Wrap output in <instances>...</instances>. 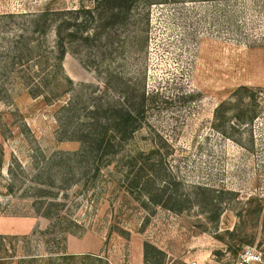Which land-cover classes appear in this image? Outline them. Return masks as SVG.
Masks as SVG:
<instances>
[{
  "label": "rangeland",
  "instance_id": "374dc122",
  "mask_svg": "<svg viewBox=\"0 0 264 264\" xmlns=\"http://www.w3.org/2000/svg\"><path fill=\"white\" fill-rule=\"evenodd\" d=\"M82 2L89 0H0V234L7 237L6 244L0 241V256H7L0 264H45L23 257L66 251L102 255L111 264H147L145 241L166 252L164 264H235L246 246L264 249V0L140 5L139 22L115 26L108 41L92 49L70 48L65 55L64 70L77 83L110 81L113 96L121 83L127 93L136 85L149 90V124L131 147L160 144L165 152L160 163L177 196L169 203L174 210L163 205L166 198L146 209L142 197L112 182L96 206L75 205L83 227L60 239L32 206L31 190L7 189L10 163L18 161L30 173L43 167L45 154L80 147L78 141L58 140L55 105L30 92L42 76L45 34L25 33L29 17L9 13ZM27 43L43 46L29 54ZM242 85L260 89L258 116L248 124L237 117L250 116L238 107L242 99L235 90ZM21 178L32 179L27 173ZM77 261L73 264H104Z\"/></svg>",
  "mask_w": 264,
  "mask_h": 264
},
{
  "label": "trees",
  "instance_id": "16d2710c",
  "mask_svg": "<svg viewBox=\"0 0 264 264\" xmlns=\"http://www.w3.org/2000/svg\"><path fill=\"white\" fill-rule=\"evenodd\" d=\"M164 1L167 0H89L88 3L82 2L75 6H53L48 3L36 12L9 13L11 17L18 14L29 17L30 28H24L22 31L25 33L42 31L45 34L44 52L39 55L42 76L35 86H31L30 92L35 97L43 96L47 104L55 105L58 140L78 141L80 147L45 154L43 167L30 173L22 163H10L6 187L14 192L20 186L24 194L31 190L33 194L30 196H34L32 206L49 220L60 239H66L69 234L83 227V220L75 216V205L91 201L96 206L110 190L112 182L116 189L125 194H136L138 200L142 197L141 205L146 209H149V204H161L165 198L163 205L175 209L169 206L170 201L177 199V196L171 191L169 172L160 163V159L163 161L160 157L165 154L160 144L151 140L147 147H131L136 134L149 124L148 114L153 98L149 90L136 85L127 93L123 91L124 84L121 83L118 84L121 89L118 96H113L110 81L96 85L77 83L64 70L63 64L70 48L92 49L96 43L108 41L115 26L132 20L139 22L137 7ZM50 35L52 39H49ZM39 45L27 43L25 47L30 54L34 53L36 47L43 46ZM23 55L18 57L22 59ZM35 66L39 68L38 63ZM42 78H45V82ZM259 92V88L248 85L235 90V95L242 99L238 107H246L250 113L246 119L241 114L237 116L246 124L254 122L258 116ZM226 104L223 101L216 108L217 120ZM0 133L4 134L2 128ZM25 173L32 178L27 181L29 184L21 178V174ZM175 183L180 185V182ZM77 194L82 196H77L80 198L78 203L74 201ZM260 210L263 211V204ZM176 211L183 209L177 208ZM126 232L125 228L121 229V233ZM0 241L6 244L7 237L0 234ZM165 254L153 242L145 241L144 257L147 264H164ZM6 258L0 256V263ZM26 258H41L45 264L56 259L61 264H73L78 259L94 258L104 261V264H111L102 255L67 251L58 256L45 254L23 257Z\"/></svg>",
  "mask_w": 264,
  "mask_h": 264
},
{
  "label": "built area",
  "instance_id": "2783aa9c",
  "mask_svg": "<svg viewBox=\"0 0 264 264\" xmlns=\"http://www.w3.org/2000/svg\"><path fill=\"white\" fill-rule=\"evenodd\" d=\"M235 264H264V249L248 245L239 253Z\"/></svg>",
  "mask_w": 264,
  "mask_h": 264
}]
</instances>
